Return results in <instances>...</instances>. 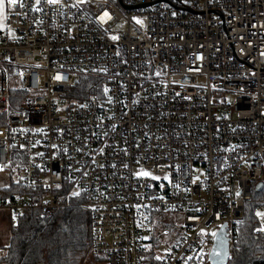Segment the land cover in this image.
Wrapping results in <instances>:
<instances>
[{"label": "built area", "instance_id": "built-area-1", "mask_svg": "<svg viewBox=\"0 0 264 264\" xmlns=\"http://www.w3.org/2000/svg\"><path fill=\"white\" fill-rule=\"evenodd\" d=\"M5 1L0 210L50 218L81 200L107 264H200L226 226L232 259L255 192L264 212V0ZM161 212L182 226L157 260Z\"/></svg>", "mask_w": 264, "mask_h": 264}, {"label": "trees", "instance_id": "trees-1", "mask_svg": "<svg viewBox=\"0 0 264 264\" xmlns=\"http://www.w3.org/2000/svg\"><path fill=\"white\" fill-rule=\"evenodd\" d=\"M78 88H85L89 94L95 93L94 82L90 79H83ZM4 194L7 196L10 191L6 190ZM81 202H74L50 218L42 217L38 212L15 216L10 241L0 264H82L91 253L106 261L92 251V215ZM262 203L255 192L246 207L245 219L234 228L237 249L226 264H264V236H257L254 231L257 225L254 208ZM151 256L152 253L149 258Z\"/></svg>", "mask_w": 264, "mask_h": 264}, {"label": "rangeland", "instance_id": "rangeland-1", "mask_svg": "<svg viewBox=\"0 0 264 264\" xmlns=\"http://www.w3.org/2000/svg\"><path fill=\"white\" fill-rule=\"evenodd\" d=\"M1 26L3 28L0 30V33L2 31L5 33L6 32V24L3 23ZM125 27H126L125 22H122L117 26L118 29H124ZM234 99H235L234 94H232V93L227 94V102L228 103H233ZM9 184H10V178L8 177V174L7 173L1 174L0 175V188L1 189L5 188V187L9 186ZM76 191H78V190H76ZM258 195L261 198L263 195V192H258ZM75 202H77V200ZM256 208L257 207L254 208V211ZM0 211H2V210H0ZM261 212H263V211H261ZM12 215L16 216L15 214H12ZM14 216H12V217L15 219ZM181 226H182V221H181V215L180 214H175V213H171V212H161L160 214L157 215V217H156V229H157V232L159 234V239L155 243L156 244L155 253L157 256L161 257L163 255V253L169 249L170 245H172V243H174V241L180 235ZM214 232L217 233V229H215ZM7 235L9 238L10 237L9 232H6L4 228L0 227V243L2 241H4V239ZM0 255H3V253L0 252ZM204 263L205 264H212L210 259H209V255L200 260V264H204ZM82 264H107V262L101 258L94 256L91 253L86 257V259L84 260V262Z\"/></svg>", "mask_w": 264, "mask_h": 264}, {"label": "snow or ice", "instance_id": "snow-or-ice-1", "mask_svg": "<svg viewBox=\"0 0 264 264\" xmlns=\"http://www.w3.org/2000/svg\"><path fill=\"white\" fill-rule=\"evenodd\" d=\"M40 2H41V0H36V4H37V5H39ZM46 2H47L48 4H53V5H54V4L58 3L59 0H46ZM79 2H80V3H84L85 0H79ZM7 3H8V4H11V5H15V4L17 3V0H7ZM75 6H76V5H73V7H75ZM4 10H5V0H0V15L3 14ZM35 10H36V11H40L41 9H40V8H36ZM173 15H175V13H173ZM107 19H111V17H110V15H109V13L105 11V12L103 13V15L99 17V20H100L102 23H106V22H107ZM133 19L136 20V22H137L138 24H142V23H143L141 20H139V19L136 18V17H133ZM112 39H113V40H117V39H119V37H117V36H113ZM102 71H106V70H102ZM21 75H23V73H21ZM157 75H159V73H157ZM55 79L60 80L61 77H60L59 75H57V76L55 77ZM104 91H105V92H108L109 90H108L107 88H105ZM21 147H23V145H22ZM53 147H56V145H53ZM38 155H41V156H42L43 153H38ZM126 166H127V165H126ZM176 168H177V170H179V165H177ZM42 170H43V169H42ZM136 175H137L138 177H146V178H147V177H151V179H153V180H159V179H160V177H158V176H154L151 172L146 171V170H144V169H141L139 172L136 173ZM165 179H168V177H165ZM56 187L59 188L60 185L57 184ZM176 187H179V185L177 184ZM71 195L74 196V197H77V196L80 195V192H79V191H73V192L71 193ZM236 195L239 196V195H240V192H237ZM161 199H163V197H161ZM46 203H47V201H46ZM255 215H256V217H258V218L260 219V223H261V227L258 228V229H256V230L259 231V232H264V212L257 211V212L255 213ZM238 223H239V222H238ZM201 234H205V230H204V229H201ZM211 235H212L213 237H215V238L217 239V241H218L217 248H216L215 250H213V252L211 253L212 258H213L214 261H220V260H222L224 257L227 256V252L224 250V241H223V239H222L221 237H219V236L217 235L216 232L211 233ZM145 239H149V237H145ZM156 259H157V260H160V259H162V257L157 256Z\"/></svg>", "mask_w": 264, "mask_h": 264}, {"label": "crops", "instance_id": "crops-1", "mask_svg": "<svg viewBox=\"0 0 264 264\" xmlns=\"http://www.w3.org/2000/svg\"><path fill=\"white\" fill-rule=\"evenodd\" d=\"M8 8H7V4L5 1V10L3 12L2 15H0V30L3 28L1 25L4 23L6 24L7 21V13H8ZM10 214V215H9ZM11 213H9L8 211L6 212L5 210L0 211V227L4 228L6 232H9L10 237H11V227H12V223L14 218L12 216ZM15 217V216H14ZM16 218V217H15ZM10 237L8 238V235L5 237L4 241H2L0 243V252L3 253V255H0V260L1 258L5 255L6 253V247L9 244L10 241Z\"/></svg>", "mask_w": 264, "mask_h": 264}, {"label": "water", "instance_id": "water-1", "mask_svg": "<svg viewBox=\"0 0 264 264\" xmlns=\"http://www.w3.org/2000/svg\"><path fill=\"white\" fill-rule=\"evenodd\" d=\"M263 187V184H259L257 186L258 189H262ZM217 235L219 237H221L224 241V250L227 252V256L224 257L222 260L220 261H214L213 258H212V255L211 253L213 252V250H215L217 248V244H218V241L216 238H214V246H213V249L209 255V259L211 261L212 264H226L229 262L230 260V254H229V238H228V233H227V227L226 226H223L219 232L217 233Z\"/></svg>", "mask_w": 264, "mask_h": 264}]
</instances>
